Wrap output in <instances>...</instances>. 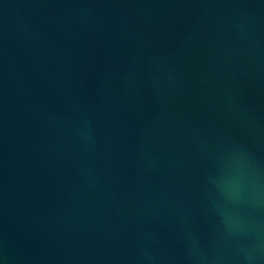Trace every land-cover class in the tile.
I'll return each mask as SVG.
<instances>
[{
	"label": "water",
	"instance_id": "95a60500",
	"mask_svg": "<svg viewBox=\"0 0 264 264\" xmlns=\"http://www.w3.org/2000/svg\"><path fill=\"white\" fill-rule=\"evenodd\" d=\"M0 264H264V0H0Z\"/></svg>",
	"mask_w": 264,
	"mask_h": 264
}]
</instances>
